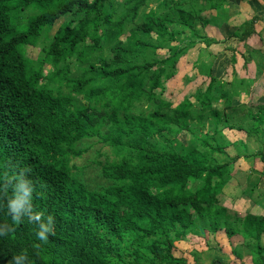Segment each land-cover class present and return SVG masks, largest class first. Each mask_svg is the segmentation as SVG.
<instances>
[{"label": "trees", "instance_id": "trees-1", "mask_svg": "<svg viewBox=\"0 0 264 264\" xmlns=\"http://www.w3.org/2000/svg\"><path fill=\"white\" fill-rule=\"evenodd\" d=\"M226 1L0 0V264L17 255L23 264H186L176 243L221 230L242 235L254 264H264V218L221 206L235 162L223 129L246 124H234L213 100L219 94L230 109L232 91L220 84L218 92L212 78L194 96L199 108L163 98L199 45L195 68L211 74L207 52L217 41L205 31L207 14L223 17ZM251 29L235 37L245 40ZM45 41L30 59L28 48ZM256 121L264 138V119ZM90 142L119 158L97 161L98 184L74 163ZM250 157L264 162V152ZM20 175L32 183L40 221L9 212Z\"/></svg>", "mask_w": 264, "mask_h": 264}, {"label": "crops", "instance_id": "crops-1", "mask_svg": "<svg viewBox=\"0 0 264 264\" xmlns=\"http://www.w3.org/2000/svg\"><path fill=\"white\" fill-rule=\"evenodd\" d=\"M225 10L223 17L217 12L207 14L205 31L209 38L217 41L207 52L211 74L203 76L195 68L204 49L199 45L181 59L175 85L198 84L197 89L188 95V101L197 108L199 104L194 96L198 91L205 93L212 78L218 82V92L220 84L226 92L232 91L234 97L230 109L225 110V102L219 94H215L213 100V108L224 111L234 124L238 125L237 121L246 124L242 126L243 130L223 129L229 142L227 158L235 162L231 167V179L223 189L221 206L230 215L242 219L248 216L264 218V162L261 157H250V154L264 152V138L256 134L263 126L258 129V121L252 124L253 119H264V0H227ZM251 25L252 35L245 40L235 37L239 32L243 34V27ZM190 57L191 68L188 65ZM200 80L205 83L199 84ZM261 244L264 248V233ZM197 246L201 249L198 250ZM213 252L215 257L211 258L209 255ZM175 253L187 264H254L245 238L240 234L229 237L225 230L219 231L214 238L190 235L186 241L176 243ZM197 255H200L201 263L196 259Z\"/></svg>", "mask_w": 264, "mask_h": 264}, {"label": "rangeland", "instance_id": "rangeland-1", "mask_svg": "<svg viewBox=\"0 0 264 264\" xmlns=\"http://www.w3.org/2000/svg\"><path fill=\"white\" fill-rule=\"evenodd\" d=\"M65 22L64 19H62L61 21L58 22V24L56 25L55 29L53 30V32H51L50 36L52 37L55 32L58 30V28ZM45 44H48L47 41H45L44 44H41L38 48H28L27 50V55L30 59H37L41 53L42 47L45 46ZM165 51H161L160 54H165ZM191 54V53H190ZM191 61L192 58L190 57L188 59V65L191 68ZM51 71V67L47 66L46 67V73H49ZM178 78H176V80L168 82L166 84L167 91L164 94V99H166L167 101L171 102L175 105H177L178 103H181L183 100L184 101H188L189 97L188 95L191 94V92L195 91V89H197L198 84H193V85H189V83H187L185 85V87L180 84L181 87H179L175 82L177 81ZM205 83L202 82V80H200V83ZM173 85H175V87L173 88ZM190 135L186 132L182 133L180 135V140L185 143L190 139ZM90 146L91 149L89 152H87L86 154H84L81 158L76 159L74 161V163L79 167H88L89 171L86 173V177L89 180L95 181L96 184L101 183L100 180L98 179V174H99V168L98 165L96 164L97 161H101V162H106V161H117L119 158L114 154V152L108 148L103 146L102 144L96 143V142H90L86 145H83L84 147ZM241 146H243L241 144ZM95 186V185H94ZM222 196V195H221ZM220 196V199H221ZM222 204V203H221ZM198 250L201 249V247L197 246ZM176 254V253H175ZM211 258L215 257V252H213V254L209 255ZM177 257V256H176ZM178 258L179 254H178ZM196 259L198 260V262H202V259L200 257V255L196 256ZM205 260V258H204ZM187 264V263H186Z\"/></svg>", "mask_w": 264, "mask_h": 264}, {"label": "clouds", "instance_id": "clouds-1", "mask_svg": "<svg viewBox=\"0 0 264 264\" xmlns=\"http://www.w3.org/2000/svg\"><path fill=\"white\" fill-rule=\"evenodd\" d=\"M18 180V183L15 185V191L12 198L8 201V209L10 214L13 215V218L15 220H19L22 216L28 215L31 213V219L35 221L41 220V214L40 213H34L32 214V198H33V192L34 188L32 186L31 181L26 179L24 175H20L16 177ZM53 218L49 216L47 218V223H41L40 229L38 231V238L42 241L48 240V233L51 231V225H52ZM3 233L0 232V235ZM26 260V257L23 255H17L14 257L15 264H23V262Z\"/></svg>", "mask_w": 264, "mask_h": 264}]
</instances>
